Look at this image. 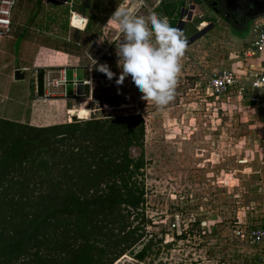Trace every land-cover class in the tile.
Returning <instances> with one entry per match:
<instances>
[{
    "label": "rangeland",
    "instance_id": "rangeland-1",
    "mask_svg": "<svg viewBox=\"0 0 264 264\" xmlns=\"http://www.w3.org/2000/svg\"><path fill=\"white\" fill-rule=\"evenodd\" d=\"M83 1L21 0L18 14L22 16L16 15V20L25 26L16 23V31L11 33L17 37L12 45L14 55L8 54V44L0 40V117L34 126L132 114L143 118L144 140L130 148L132 155H143L145 162L139 179L145 189L141 210L146 221L140 216L135 222L145 235L135 250L150 243L152 247L144 261L129 253L114 264H247L258 257L261 248L251 243L248 229L264 221V106L259 107L238 90L216 95L210 87V78L218 70H234L244 78L248 61L264 67V57L248 60L245 55L244 49L252 39L249 30L240 35L204 4L199 5V0H184L187 10L195 5L196 11L184 18L190 22L183 35L186 48L180 61L182 70L174 100L158 109L141 99L142 93L130 76L117 83L122 70L116 46L122 34L108 20L117 7L129 8L138 15H163L160 0H149L140 10L143 0H118L105 17L94 8L85 10ZM92 11L96 18L91 16ZM196 14L203 17L196 16L195 20ZM173 15L172 26L176 28ZM90 16L91 27L79 30L84 29ZM203 20L213 22L215 27L187 44L195 26L207 24ZM103 25L106 27L100 30ZM25 27L30 31L27 35L34 34L31 29L58 34L60 44L78 54V58L57 54L78 59L82 65L67 68V97L37 96L38 67L33 63L38 47H21L19 51L18 40ZM25 56L30 59L29 74L9 85L13 72H7L14 63L21 64ZM101 64L108 65L114 73L112 78L98 70ZM89 66H94V81L87 84L83 95L73 99L74 74L84 80ZM28 84L33 94L25 99L23 92H27ZM257 92L264 102V90ZM181 233H185L184 238ZM0 247L3 252L8 250L6 244Z\"/></svg>",
    "mask_w": 264,
    "mask_h": 264
},
{
    "label": "trees",
    "instance_id": "trees-1",
    "mask_svg": "<svg viewBox=\"0 0 264 264\" xmlns=\"http://www.w3.org/2000/svg\"><path fill=\"white\" fill-rule=\"evenodd\" d=\"M144 136L139 114L51 126L0 117V263L144 261L152 244L135 250L145 235L135 222L146 221L145 162L130 152Z\"/></svg>",
    "mask_w": 264,
    "mask_h": 264
},
{
    "label": "clouds",
    "instance_id": "clouds-1",
    "mask_svg": "<svg viewBox=\"0 0 264 264\" xmlns=\"http://www.w3.org/2000/svg\"><path fill=\"white\" fill-rule=\"evenodd\" d=\"M108 22L122 34L116 46L122 70L117 83L122 84L130 76L142 100L152 102L158 109L168 106L175 98L182 70L180 61L186 48L183 34L166 17L156 13L138 15L129 8L117 7ZM256 44L264 47V34ZM98 70L109 78L114 75L107 64L99 65ZM53 84L58 86L61 80Z\"/></svg>",
    "mask_w": 264,
    "mask_h": 264
},
{
    "label": "crops",
    "instance_id": "crops-1",
    "mask_svg": "<svg viewBox=\"0 0 264 264\" xmlns=\"http://www.w3.org/2000/svg\"><path fill=\"white\" fill-rule=\"evenodd\" d=\"M20 3H21V0H18V3L14 9L12 31L15 30V24L16 23H19V22L22 23L21 20H19V21L16 20V15H17V17L22 16V14L20 12L18 14V8H19L18 6ZM21 9H24L26 12V8L22 7V5H21ZM23 25L25 26V24H23ZM204 25H206V24H204ZM204 25H202V26H204ZM86 28H87V26L84 29H80V28H78V29L79 30H85ZM24 31H27V32L25 33ZM24 31L22 32V35L20 36V38L18 40L20 42L19 51L21 50V47H22V49H23V47H31V46L38 47V52H37V55L35 57V61L33 63V66L34 67L37 66L38 67L37 69H39V68L45 69V76H46L45 77V82H46L45 94H44V96L41 97L38 95V90H37V96H39L40 98H43V97L49 98V97L58 96V95L61 96V95L66 93V97H67L66 85L68 82L66 84H60L57 86V85L53 84V81L60 79L64 73L66 75L67 74V68L69 66H72L74 68H78L82 65L78 59H70V57L60 56L57 54L65 53L66 56L72 55V56H76V58H78V56L75 54L65 52V51L57 50L55 48V46H62L60 44V41H59L61 39H60L58 34H55L52 31H51V33H47V32L42 31L40 29H37V30L31 29V32L34 33L33 35H30V33H29V35H27V33L30 32L27 27H25ZM0 40H4L5 43L8 44V46H9L8 54L14 55V49H13L12 45H13V42L15 40L17 41L16 34H13V35H11L9 37H5V38H0ZM64 40L69 41L67 38ZM36 41L38 44L36 43ZM34 43H36V44H34ZM7 50L8 49L6 48L5 51H7ZM255 57H257V58L260 57L263 59L264 51L258 53V55ZM21 58H22V63L21 64H15L14 63V65L12 67H10L9 72H7L8 74L13 72V76H11V82L10 81L8 82V84L11 86H14L15 81H19L15 78L16 70L21 69V70L25 71L26 75L29 74V73H27V70L31 67L30 66V59H28V57H26V56L21 57ZM63 58H64V61H62ZM249 64H254L256 70H261V71L264 70V67H260V65L258 63L250 62V61H248L246 66H245L246 70L248 69ZM39 66H42V67H39ZM93 67L94 66H89V69H90L89 75H88V77L85 78V79H88L90 81V85H92V83L94 81ZM76 77H77V73L75 72L74 81H75ZM25 78H26V76H25ZM77 80H79L78 77H77ZM84 80H79V81H84ZM74 81H73V86H74L73 91H74L76 96L73 97V99L79 97V95H83L89 87V86H87V84H84V83L79 84L78 86H75ZM36 84H37V75H36ZM31 85H32V83H31ZM29 86H30V84H28V87L26 89L27 92H23V96H25V99L28 96H32V94H33V92L31 91ZM20 93H22V92L20 91ZM35 94H36V91H35ZM9 97H12V96L9 95ZM30 99H32V98H30ZM7 104H9V102H7L5 105H7ZM9 119L12 120L11 117Z\"/></svg>",
    "mask_w": 264,
    "mask_h": 264
},
{
    "label": "built area",
    "instance_id": "built-area-1",
    "mask_svg": "<svg viewBox=\"0 0 264 264\" xmlns=\"http://www.w3.org/2000/svg\"><path fill=\"white\" fill-rule=\"evenodd\" d=\"M18 0H0V38L9 37L12 33L13 13ZM249 32L251 34L250 46L245 48V55L248 59L258 55L264 51V47H259L256 41L261 34H264V14L252 20ZM61 84H66L67 77L65 73L59 79ZM90 84L88 79L84 81H74L75 86L79 84ZM210 87L216 95L225 94L232 90H238L241 95L248 97L252 102L260 106H264L258 90H264V70H256L254 64H249L244 74V78L239 77L237 72L230 69H223L214 72L210 78ZM66 95V93H65ZM248 237L251 243L261 248L258 257L248 260L247 264H264V221L260 220L249 226Z\"/></svg>",
    "mask_w": 264,
    "mask_h": 264
},
{
    "label": "flooded vegetation",
    "instance_id": "flooded-vegetation-1",
    "mask_svg": "<svg viewBox=\"0 0 264 264\" xmlns=\"http://www.w3.org/2000/svg\"><path fill=\"white\" fill-rule=\"evenodd\" d=\"M91 1L92 0L83 1L85 10L94 8L97 14H99L100 16L103 15V17H105L108 15V12L118 0H94L95 1L94 3H91ZM199 1H200L199 5L204 4L205 8L208 11L213 12L215 15H218L221 18H223L231 26L232 30L238 32L240 35L244 34L250 29V25L252 23V19L249 18L250 16H252L255 13L264 12V0H218V3L216 4L210 2L209 0L206 1L199 0ZM184 2H185L184 0H160L159 2V4H161L159 6H162L164 9V12H162L163 15L161 16L169 17V23L172 26L174 25L173 14H175V18H177L176 29H178L183 35H185L186 33L185 28L187 22H190L189 20H186L184 18L190 16V11H196L195 5L192 7L191 10H187L184 7ZM147 3H149V0H143L139 5L138 10H140L144 6H147ZM173 9L174 11L179 10V13L178 14L174 13ZM156 11H158V9H156ZM95 14L92 11L91 16L95 17ZM91 16L87 17L88 18L86 24L87 27H91V21L93 20L91 19ZM196 16L197 14L195 15V20H196ZM198 17L202 18L203 16L199 15L197 16V18ZM203 21H206L207 24L204 26L196 25L195 26L196 30L192 34V36L196 34L200 29L209 27L207 31H210L215 27L213 22L208 23L207 20H203ZM105 27L106 26L103 25L102 27H100V30Z\"/></svg>",
    "mask_w": 264,
    "mask_h": 264
},
{
    "label": "water",
    "instance_id": "water-1",
    "mask_svg": "<svg viewBox=\"0 0 264 264\" xmlns=\"http://www.w3.org/2000/svg\"><path fill=\"white\" fill-rule=\"evenodd\" d=\"M206 1V0H205ZM210 2L216 4L218 3V0H209ZM264 12H259V13H255L252 16H250V19H255L260 15H263ZM229 21V20H228ZM209 29V27H206L204 29H200L196 34H194L188 41L187 44L192 43L194 41H196L197 39H199L202 35H204V33L207 32V30ZM25 71L18 69L15 72V78L17 80H23L25 79ZM45 69L44 68H39L37 69V90H38V95L39 96H44L45 94V86H46V82H45Z\"/></svg>",
    "mask_w": 264,
    "mask_h": 264
}]
</instances>
